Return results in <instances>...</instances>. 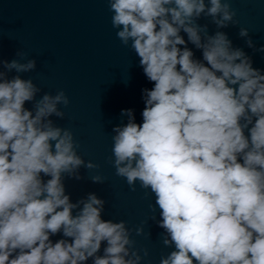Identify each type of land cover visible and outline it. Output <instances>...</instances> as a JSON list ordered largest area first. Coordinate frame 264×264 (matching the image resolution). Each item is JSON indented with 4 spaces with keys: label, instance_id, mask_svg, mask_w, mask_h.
<instances>
[{
    "label": "clouds",
    "instance_id": "1",
    "mask_svg": "<svg viewBox=\"0 0 264 264\" xmlns=\"http://www.w3.org/2000/svg\"><path fill=\"white\" fill-rule=\"evenodd\" d=\"M107 3L117 38L153 83L142 90V123L121 111L128 119L112 129L111 162L132 191L139 182L154 194L162 243L174 249L160 264H264V70L222 31L239 23L230 0ZM238 34L264 52L247 28ZM16 56L0 58V264H141L132 229L103 218L105 200L67 193L66 177L99 165L56 123L65 92L39 95L22 75L36 59Z\"/></svg>",
    "mask_w": 264,
    "mask_h": 264
},
{
    "label": "water",
    "instance_id": "2",
    "mask_svg": "<svg viewBox=\"0 0 264 264\" xmlns=\"http://www.w3.org/2000/svg\"><path fill=\"white\" fill-rule=\"evenodd\" d=\"M230 2L239 23L222 31L234 47L251 57L253 67L264 70V52L247 47L238 34L241 27L247 28L256 49L264 46V0ZM112 15L107 0H0V58L10 61L18 59L17 51L27 53V58L36 59L37 68L22 75L41 88L39 95L63 90L68 96V107L60 106L65 117L56 123L71 128L80 145L78 154L86 162L99 165L91 171L81 168L80 180L65 178L72 201L88 193L105 200L103 218L123 220L132 229L131 238L143 257L141 264H160L161 258L174 249L162 243L154 194L142 189L139 182L132 191L126 180L115 174L111 162L112 129L128 119L121 111L132 109L136 122L142 123V90L153 87L139 57L117 38ZM200 23H209V19L202 18ZM215 31V25L209 23V34ZM182 35L187 40L186 34ZM188 47L201 58L192 44ZM12 75L15 73L9 78ZM97 174L105 177L104 183L92 182L90 177ZM141 226L144 233L136 235L135 229ZM60 238L52 237L54 241Z\"/></svg>",
    "mask_w": 264,
    "mask_h": 264
}]
</instances>
